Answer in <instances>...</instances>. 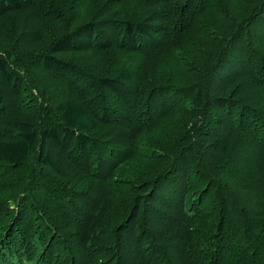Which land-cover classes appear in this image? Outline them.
Listing matches in <instances>:
<instances>
[{
  "label": "trees",
  "instance_id": "16d2710c",
  "mask_svg": "<svg viewBox=\"0 0 264 264\" xmlns=\"http://www.w3.org/2000/svg\"><path fill=\"white\" fill-rule=\"evenodd\" d=\"M0 264H264V0H0Z\"/></svg>",
  "mask_w": 264,
  "mask_h": 264
}]
</instances>
